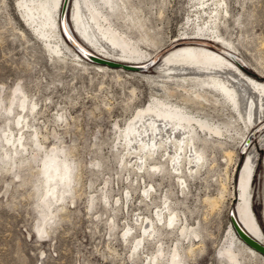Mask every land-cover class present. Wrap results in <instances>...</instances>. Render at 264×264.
Returning a JSON list of instances; mask_svg holds the SVG:
<instances>
[{
    "label": "rangeland",
    "instance_id": "1",
    "mask_svg": "<svg viewBox=\"0 0 264 264\" xmlns=\"http://www.w3.org/2000/svg\"><path fill=\"white\" fill-rule=\"evenodd\" d=\"M129 1L143 20L146 42L124 10L121 15L117 7L106 6L104 12L140 53L156 52L153 61L173 51V45L183 40L180 36L195 35L192 23H202L200 16L204 23L209 20L206 14H196L192 0ZM225 2L228 15L219 24L221 35L235 48L239 64L264 77V0ZM70 9L67 0L64 24L82 42L73 33ZM39 38L23 21L16 0H0V264H149L158 243L162 247L160 264H168L175 249L183 264H264L237 244L233 246L239 254L237 263L219 254L228 238V209L237 202V171L253 148L258 154L252 203L264 232V150L259 145L264 121L240 143L244 125L225 101L223 107L207 110L206 116L221 128L222 135L200 146L204 163L198 173L183 175L184 188L174 175L163 171L165 165L159 171L138 172L120 160L117 136L136 110L151 100L155 94L152 87L141 82L136 73L118 68L101 71L87 62L84 68L68 59L61 61L50 55ZM148 73L157 74L154 70ZM17 87L37 102L36 111L28 114L31 126L24 133L34 137V127L40 145L31 141L7 161L6 154L12 149L4 141L2 129L7 118H14L7 112L15 106L13 97L20 96ZM52 130L57 138L52 137ZM17 132L15 127L14 134ZM52 147L64 149L73 179L79 178L68 187L63 204L50 200L47 206L42 202L41 162ZM225 150L231 151L229 160ZM221 183V200L209 208L205 198L218 197ZM150 186L146 198L143 189ZM157 210L168 217L174 211L177 227L173 230L157 222ZM44 216L50 217L48 224H44ZM148 221L155 224V235H160L156 241L145 239L133 253L130 246L141 234L140 224ZM41 226L45 233L38 231ZM127 226L134 229L125 241ZM192 244L196 247L190 257L186 251Z\"/></svg>",
    "mask_w": 264,
    "mask_h": 264
},
{
    "label": "bare ground",
    "instance_id": "2",
    "mask_svg": "<svg viewBox=\"0 0 264 264\" xmlns=\"http://www.w3.org/2000/svg\"><path fill=\"white\" fill-rule=\"evenodd\" d=\"M61 1L16 0V7L23 21L40 36L39 39L42 38L52 57L59 58L61 61L68 59L72 64L84 68L87 67L85 63L87 62L94 64L101 71L118 68V70L136 73L141 82L150 85L155 92L148 104L137 109L132 119L126 121L117 136L118 144L122 149L119 158L131 169L146 173L149 170L159 171L161 165H165V169L162 168L163 171L174 175L177 182L184 188L186 181L183 175L186 172L198 173L204 163L203 149L200 146L202 144L206 146L208 142H213V138L222 135L221 128L206 116L209 108L217 110L216 106L223 107L225 101L228 102L245 128L240 143L247 136L249 138V133L254 126L263 123L264 80L262 79L264 77L250 71V75L244 72L247 71L246 68L236 61L235 48L227 43L219 30V24L228 15L225 0H192L197 7L196 14H206L209 20L204 23L203 17L200 16L202 23L199 21L192 23L191 30H194L195 35L180 36L183 40H176L180 43L173 45V51L164 52L154 61L156 52L154 55L140 53L131 40L110 23L104 12L106 6L111 9L117 7L121 15L124 10L126 16H131L133 26H136L141 38L146 42L148 35L143 33V20L138 14V8L133 7L129 0H69L73 33L75 32L82 41L78 42V46L106 59L141 67L129 69L104 63H90L68 44L59 26ZM126 3L129 4L130 9ZM145 64H153V66L147 67ZM150 70H154L157 74L148 73ZM15 92L20 96L13 97L11 103H15V106L11 105L7 112L8 115H14V118L12 120L7 118L8 123L6 122L7 125L2 129L3 139L8 148L12 149L10 155L6 154L7 161L11 159L12 154L19 153V149L24 150L27 143L33 142L40 145L38 133L35 134L34 127L32 132L35 138H29L28 134L24 133L31 126L28 114L36 111L37 102L21 92L18 87ZM61 117L62 115L60 119ZM15 127L18 129L17 134H14ZM51 135L57 138L54 130ZM259 136L260 149L264 150V132H261ZM217 144L222 145V142L217 141ZM224 154L229 160L231 151L225 150ZM257 154L256 148L249 151L242 166L239 167L240 170L237 171V202L235 201L232 211L239 225L251 236L264 243V232L255 217L252 203V177ZM71 165L65 157L64 149L52 147L50 152L45 154L41 162L42 202L45 205L48 206L50 200L63 204L69 191L68 187L72 181L79 178L78 176L75 180L73 179ZM152 188L150 186L149 190L143 189L146 198L150 197ZM223 188L221 183L218 197L205 198L209 208L215 207L214 205L221 200ZM128 192L126 191V197ZM164 209L166 212L169 209L167 203ZM156 217L157 222L173 230L178 225V216L174 211L170 212L168 217L162 210H157ZM134 219L139 222L140 218L135 216ZM49 220V216H44V224H48ZM140 225V236L135 239L132 236L134 240L130 247L133 253L138 252L145 239L152 237L153 241H156L157 236L160 235H155L157 229L153 222L148 221L145 225L143 223ZM44 229L41 226L38 231L45 233ZM132 229L134 228L131 226L126 227L123 234L125 241ZM235 244L241 248V251L253 253L264 261V255L245 244L230 224L227 242L219 250V254L233 263H237L239 255L233 248ZM194 247L196 246L192 244L186 251L190 257L193 256ZM161 255L162 247L158 243L152 256L149 258L146 256V258L149 264H160L162 261L158 263V259ZM180 256L175 249L167 259V263L183 264Z\"/></svg>",
    "mask_w": 264,
    "mask_h": 264
},
{
    "label": "water",
    "instance_id": "3",
    "mask_svg": "<svg viewBox=\"0 0 264 264\" xmlns=\"http://www.w3.org/2000/svg\"><path fill=\"white\" fill-rule=\"evenodd\" d=\"M67 3V0H62L61 5H60V10H59V26H60V31L63 35V37L75 48L76 51H78L85 59L96 62V63H104L110 66H121L123 68L129 69V68H141L140 66H133V65H128L125 63H120L117 61H112L109 59H106L96 53H93L92 51L88 49H81L78 46V42L75 37L71 35V32L68 30L66 24H64V9L65 5ZM233 207H229L228 209V218L229 222L236 233V235L247 245L252 247L254 250L259 252L260 254L264 255V243L261 242L260 240L256 239L255 237L251 236L247 231H245L238 223L237 219L235 218L233 211Z\"/></svg>",
    "mask_w": 264,
    "mask_h": 264
},
{
    "label": "trees",
    "instance_id": "4",
    "mask_svg": "<svg viewBox=\"0 0 264 264\" xmlns=\"http://www.w3.org/2000/svg\"><path fill=\"white\" fill-rule=\"evenodd\" d=\"M246 70H247L248 72H247V71H245V72H246V73H248V74L250 75V72H249V70H248V69H246Z\"/></svg>",
    "mask_w": 264,
    "mask_h": 264
}]
</instances>
